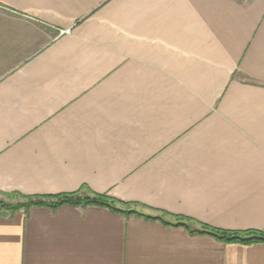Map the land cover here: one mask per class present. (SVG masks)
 Returning <instances> with one entry per match:
<instances>
[{
	"label": "crops",
	"instance_id": "0c3cea01",
	"mask_svg": "<svg viewBox=\"0 0 264 264\" xmlns=\"http://www.w3.org/2000/svg\"><path fill=\"white\" fill-rule=\"evenodd\" d=\"M88 189L264 233V0H0V194ZM0 264H264L105 208L0 215Z\"/></svg>",
	"mask_w": 264,
	"mask_h": 264
},
{
	"label": "trees",
	"instance_id": "16d2710c",
	"mask_svg": "<svg viewBox=\"0 0 264 264\" xmlns=\"http://www.w3.org/2000/svg\"><path fill=\"white\" fill-rule=\"evenodd\" d=\"M12 195L13 196L5 195V197H7V199H13L14 196H16L20 199V202L7 203L0 201V215L12 216L21 211L27 214L32 208H46L54 211L63 206L73 208L97 207L105 208L125 217L136 216L145 220L159 221L166 226L181 227L191 235L210 236L215 240L226 244H264V233L254 231L230 232L215 229L202 225L192 219L172 216L162 211L157 212L156 215H148L142 211L136 210V204L120 202L109 196L96 194L84 188L73 193H62L57 195Z\"/></svg>",
	"mask_w": 264,
	"mask_h": 264
},
{
	"label": "rangeland",
	"instance_id": "374dc122",
	"mask_svg": "<svg viewBox=\"0 0 264 264\" xmlns=\"http://www.w3.org/2000/svg\"><path fill=\"white\" fill-rule=\"evenodd\" d=\"M8 195V194H7ZM11 196H13L12 194H9ZM0 201H4L7 203H14V202H20V199L16 196H14L13 199H7V197H5V195L0 194ZM136 210L138 211H142L140 208L136 207ZM22 212V211H21Z\"/></svg>",
	"mask_w": 264,
	"mask_h": 264
}]
</instances>
